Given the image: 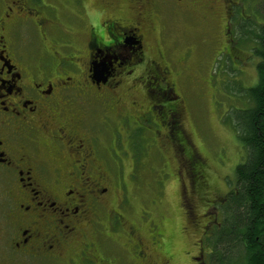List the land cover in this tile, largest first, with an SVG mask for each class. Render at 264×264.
I'll return each mask as SVG.
<instances>
[{
	"label": "flooded vegetation",
	"instance_id": "1",
	"mask_svg": "<svg viewBox=\"0 0 264 264\" xmlns=\"http://www.w3.org/2000/svg\"><path fill=\"white\" fill-rule=\"evenodd\" d=\"M75 1L0 0V264H210L221 203L184 127L177 79L191 51L171 60L170 21L201 20L200 9L230 31L243 0ZM92 3L113 14L109 45L85 25ZM168 147L179 160L183 234L199 236L196 254L183 257L166 229L171 216L155 214L161 200L135 219L123 213L132 208L125 179L145 177L139 168L155 154L166 172ZM111 226L119 239L101 230Z\"/></svg>",
	"mask_w": 264,
	"mask_h": 264
},
{
	"label": "rangeland",
	"instance_id": "2",
	"mask_svg": "<svg viewBox=\"0 0 264 264\" xmlns=\"http://www.w3.org/2000/svg\"><path fill=\"white\" fill-rule=\"evenodd\" d=\"M64 1L65 6L76 7L75 0ZM243 2L245 12L238 10L235 18L240 25L234 21L230 31L225 30L222 18L217 19L214 14L198 9L195 13L203 16L201 20L195 15L187 18L172 16V34L168 39L173 62L178 63L179 59L191 51L187 60L188 74H182L177 79L178 93L182 95L186 107L184 127L190 134L195 149L207 161L206 170L211 182V192L221 203V219V207L236 182V167L246 160V152L244 153V146L239 140V128L236 124L245 115L246 109L252 107L248 90L255 88L260 81L257 69L260 59L254 52L259 47L258 35L261 26H264V0ZM232 38L235 41L231 44L229 40ZM155 147L152 140L147 143L148 150L153 151ZM145 149L140 148V151L144 152ZM167 150V178L164 161L155 154L148 161L149 170L146 165L139 168L147 173L145 177L142 175L136 182H132L130 177L125 179L128 186L132 184L124 193L132 201V208L123 213L134 218L152 197L161 200L155 214L166 216L168 213L171 216V222L166 223V229L172 233L174 253L183 257L187 252L196 254L194 245L199 236L183 234L185 220L181 213L180 188L176 177H173V173L175 176L179 173V160L170 147ZM126 161L127 167H131L130 161L135 164L132 167L133 172L139 171L137 168L140 162L133 161L130 156ZM166 179L168 185L161 196L159 191ZM101 230L111 241L119 239L122 233L121 229L114 226ZM207 252L209 258L212 249L208 247ZM209 261L211 264L210 258Z\"/></svg>",
	"mask_w": 264,
	"mask_h": 264
},
{
	"label": "trees",
	"instance_id": "3",
	"mask_svg": "<svg viewBox=\"0 0 264 264\" xmlns=\"http://www.w3.org/2000/svg\"><path fill=\"white\" fill-rule=\"evenodd\" d=\"M258 39L260 81L248 90L252 107L236 124L246 160L236 167L222 219L208 238L211 264H264V26Z\"/></svg>",
	"mask_w": 264,
	"mask_h": 264
},
{
	"label": "clouds",
	"instance_id": "4",
	"mask_svg": "<svg viewBox=\"0 0 264 264\" xmlns=\"http://www.w3.org/2000/svg\"><path fill=\"white\" fill-rule=\"evenodd\" d=\"M112 15L108 10L97 6L95 3L87 5L84 15L85 25L99 36L101 46L109 45L112 42L105 29L107 19Z\"/></svg>",
	"mask_w": 264,
	"mask_h": 264
},
{
	"label": "water",
	"instance_id": "5",
	"mask_svg": "<svg viewBox=\"0 0 264 264\" xmlns=\"http://www.w3.org/2000/svg\"><path fill=\"white\" fill-rule=\"evenodd\" d=\"M104 72H105L104 70L99 71V75L102 76V74H103Z\"/></svg>",
	"mask_w": 264,
	"mask_h": 264
}]
</instances>
